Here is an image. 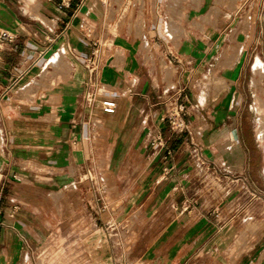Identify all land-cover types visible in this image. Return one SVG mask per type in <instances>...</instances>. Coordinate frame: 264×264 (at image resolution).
Here are the masks:
<instances>
[{"label":"crops","instance_id":"obj_1","mask_svg":"<svg viewBox=\"0 0 264 264\" xmlns=\"http://www.w3.org/2000/svg\"><path fill=\"white\" fill-rule=\"evenodd\" d=\"M126 14L139 32L119 26ZM61 49L68 60L49 65ZM257 60L264 0H0V256L264 264ZM179 105L183 132L168 119ZM193 163L201 180L216 165L211 207Z\"/></svg>","mask_w":264,"mask_h":264},{"label":"rangeland","instance_id":"obj_2","mask_svg":"<svg viewBox=\"0 0 264 264\" xmlns=\"http://www.w3.org/2000/svg\"><path fill=\"white\" fill-rule=\"evenodd\" d=\"M119 20V26L121 27H125V26H128L132 29H135L136 31H140L141 29V23L137 20H135L133 18V15H131L129 17V15H124V17L120 20ZM148 55H151V53H149ZM163 58V54H159V61H161ZM148 60L149 61H154L157 65V59H155L152 56L148 57ZM170 65H172L171 63H169ZM162 65H163V68L167 71V72H171V68L168 66V64L165 62V61H162ZM170 76H173V75H170ZM0 141H1V137H0ZM215 169H216V165L213 164V165H210L209 169H208V177L206 180L203 179V176H202V180L200 179V169H199V166L196 165L195 163H193L191 165V171H192V180H191V185L193 188H196V189H206L207 190V195H208V200H209V207H211V205H213L215 203V190H216V180H215V177H214V172H215ZM226 199L229 198L228 196L225 197ZM103 200H106V198H103L101 197L100 195L96 196V202H101ZM108 201L110 202L111 206L113 209H117L119 207V204L117 202H115L114 200V197L113 196H110L108 197ZM226 204V203H225ZM103 205V204H102ZM243 208L245 209L246 208V205L244 204L243 202ZM130 213L128 212H123L121 214H119L117 216V220L119 221V223L121 221H123V219L125 217H127ZM228 215V214H227ZM226 219V218H225ZM245 220V223H246V217L243 218ZM243 220V222H244ZM245 223H236V225H243ZM228 224L231 225V220H229ZM235 225V224H234ZM229 230H232L231 228ZM246 237V231H243L242 234H241V237H240V240L239 242L236 244V247H238L239 251L243 250V249H248L249 245L248 243L246 242L245 244H243L242 242V237ZM10 253H8L6 256L4 257H1L0 256V264H25L24 262V259L23 257H19V252H18V248H15L13 247L10 251ZM225 264H234V259H230L229 256H227V254H225Z\"/></svg>","mask_w":264,"mask_h":264},{"label":"built area","instance_id":"obj_3","mask_svg":"<svg viewBox=\"0 0 264 264\" xmlns=\"http://www.w3.org/2000/svg\"><path fill=\"white\" fill-rule=\"evenodd\" d=\"M71 0H61V7L66 6ZM96 44H99L97 40ZM97 46V45H96ZM100 51L96 48L93 52V55L85 60L89 65H93L95 67L98 66ZM101 107L104 113L113 114L117 109V102L114 99H102ZM185 108L182 105H179V108L176 113L169 114L168 119L170 121V126L172 130L183 132L187 129V124L185 122L184 116L182 112H184Z\"/></svg>","mask_w":264,"mask_h":264},{"label":"bare ground","instance_id":"obj_4","mask_svg":"<svg viewBox=\"0 0 264 264\" xmlns=\"http://www.w3.org/2000/svg\"><path fill=\"white\" fill-rule=\"evenodd\" d=\"M66 60H68V58L66 56L65 50L61 49V50H58L51 57L48 64L49 65H57V64L63 63ZM253 83H254L253 85H255L256 89L259 92L257 95H255L256 96L255 102L257 104V109H258L264 105V68H263L260 60H257V62H255V64L253 65ZM259 121H260V127L258 130V133H259L260 139L264 141V116H261ZM228 139H229V137H228ZM228 139H226V140H228Z\"/></svg>","mask_w":264,"mask_h":264}]
</instances>
